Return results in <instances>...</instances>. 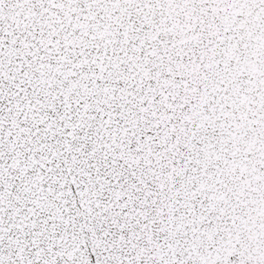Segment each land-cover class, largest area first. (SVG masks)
Segmentation results:
<instances>
[{
	"label": "snow or ice",
	"instance_id": "snow-or-ice-1",
	"mask_svg": "<svg viewBox=\"0 0 264 264\" xmlns=\"http://www.w3.org/2000/svg\"><path fill=\"white\" fill-rule=\"evenodd\" d=\"M0 264H264V0H0Z\"/></svg>",
	"mask_w": 264,
	"mask_h": 264
}]
</instances>
